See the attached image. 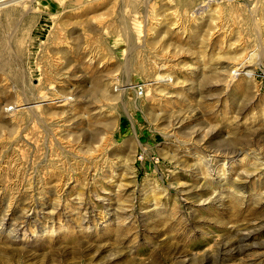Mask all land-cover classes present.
I'll return each mask as SVG.
<instances>
[{
  "label": "rangeland",
  "instance_id": "374dc122",
  "mask_svg": "<svg viewBox=\"0 0 264 264\" xmlns=\"http://www.w3.org/2000/svg\"><path fill=\"white\" fill-rule=\"evenodd\" d=\"M0 264H264V0L1 6Z\"/></svg>",
  "mask_w": 264,
  "mask_h": 264
},
{
  "label": "bare ground",
  "instance_id": "6f19581e",
  "mask_svg": "<svg viewBox=\"0 0 264 264\" xmlns=\"http://www.w3.org/2000/svg\"><path fill=\"white\" fill-rule=\"evenodd\" d=\"M17 0H0V7L1 6H4V5H7L9 3H13V2H16Z\"/></svg>",
  "mask_w": 264,
  "mask_h": 264
}]
</instances>
